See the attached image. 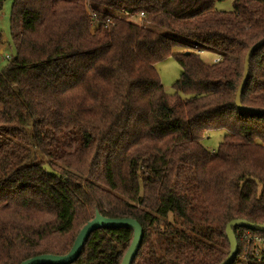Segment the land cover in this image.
<instances>
[{"label":"trees","instance_id":"1","mask_svg":"<svg viewBox=\"0 0 264 264\" xmlns=\"http://www.w3.org/2000/svg\"><path fill=\"white\" fill-rule=\"evenodd\" d=\"M218 1L14 0L16 55L0 71V264L67 254L97 214L140 223L131 264H220L228 222L264 224V113L236 105L264 0ZM169 56L182 67L174 94L155 67ZM241 103L264 109V44ZM214 129L227 133L210 151L201 141ZM133 237L94 229L70 264H121ZM236 237L232 264L247 245Z\"/></svg>","mask_w":264,"mask_h":264},{"label":"water","instance_id":"2","mask_svg":"<svg viewBox=\"0 0 264 264\" xmlns=\"http://www.w3.org/2000/svg\"><path fill=\"white\" fill-rule=\"evenodd\" d=\"M264 44V38L260 41L256 42L253 46L248 50L245 57V69H244V77L239 86L238 92L236 94V105L239 109L247 111V112H257L264 113V109H255L250 107H245L241 103V96L243 89L248 81L249 76V61L252 54ZM121 226H130L134 230V237L129 246L127 252L125 253L121 264H131L134 257L136 256L138 249L141 244L143 228L140 223L134 218H109L102 216L101 214H97L94 219L89 221L79 232L77 235L74 244L71 250L65 255H51V254H41L31 258H28L22 261L20 264H70L74 262L90 235V233L97 228L100 227H121ZM235 227H247L250 229L261 230L264 231V224H254L244 219H233L226 225V234L228 236L230 242V251L227 257L220 264H232V262L236 259L238 255V241L234 231Z\"/></svg>","mask_w":264,"mask_h":264},{"label":"rangeland","instance_id":"3","mask_svg":"<svg viewBox=\"0 0 264 264\" xmlns=\"http://www.w3.org/2000/svg\"><path fill=\"white\" fill-rule=\"evenodd\" d=\"M13 2L14 0H6L0 14V33L2 34V45L0 49V71L5 69V67L9 64L10 59L6 58V55H9L10 58L16 55V50L11 39V9ZM86 4H88V2H86ZM233 4L234 0H219L216 3L215 8L220 10H232ZM133 19L135 21H139L141 24L144 22L142 15L136 16ZM174 51L182 50L177 48ZM201 56L205 62L213 63L216 61L214 59L220 55L210 50H201ZM155 67L160 75L165 91L168 94H174L176 92L174 83L180 78L182 73V67L180 64L174 57L169 56L156 63ZM226 133V129L211 130L206 134L201 142L208 150H216L219 144L223 141Z\"/></svg>","mask_w":264,"mask_h":264},{"label":"built area","instance_id":"4","mask_svg":"<svg viewBox=\"0 0 264 264\" xmlns=\"http://www.w3.org/2000/svg\"><path fill=\"white\" fill-rule=\"evenodd\" d=\"M6 58L10 59V56L6 55ZM235 234L247 243L236 264H264V235L245 231L242 228L237 229Z\"/></svg>","mask_w":264,"mask_h":264},{"label":"crops","instance_id":"5","mask_svg":"<svg viewBox=\"0 0 264 264\" xmlns=\"http://www.w3.org/2000/svg\"><path fill=\"white\" fill-rule=\"evenodd\" d=\"M218 59H219V58H218V57H216V59H214V60H218ZM214 60H213V61H214Z\"/></svg>","mask_w":264,"mask_h":264}]
</instances>
